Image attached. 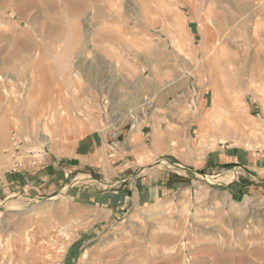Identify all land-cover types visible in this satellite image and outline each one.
Segmentation results:
<instances>
[{"label":"rangeland","instance_id":"obj_1","mask_svg":"<svg viewBox=\"0 0 264 264\" xmlns=\"http://www.w3.org/2000/svg\"><path fill=\"white\" fill-rule=\"evenodd\" d=\"M235 149L264 152V0H0V181L81 165L0 190V264H264ZM116 182L133 205L83 197Z\"/></svg>","mask_w":264,"mask_h":264},{"label":"crops","instance_id":"obj_2","mask_svg":"<svg viewBox=\"0 0 264 264\" xmlns=\"http://www.w3.org/2000/svg\"><path fill=\"white\" fill-rule=\"evenodd\" d=\"M216 164L219 166L235 165L237 179L242 190L250 194L264 196V152L251 154L245 150L235 149L231 156H226L224 153L219 155ZM24 165L6 175L5 184L0 181L1 192L5 193L3 190H7L16 194L49 195L60 189L73 172H78L81 169L80 164H73L68 159L63 161L49 160L38 166L30 163H26L25 167ZM127 183H129L126 184L129 190L133 185L130 179L127 180ZM85 188L87 192L83 193L84 198L110 209L111 212L114 210L121 211L129 204L133 205V193H130L131 197L129 198L127 193L121 192V183H115L112 187L114 191L99 192L97 189L99 193H95L96 188L93 189L91 185ZM157 189V187H141L137 190L136 202L139 204L149 202L153 199V194L156 193ZM134 190L136 191V189ZM90 191H93L94 195H91Z\"/></svg>","mask_w":264,"mask_h":264},{"label":"bare ground","instance_id":"obj_3","mask_svg":"<svg viewBox=\"0 0 264 264\" xmlns=\"http://www.w3.org/2000/svg\"><path fill=\"white\" fill-rule=\"evenodd\" d=\"M13 15V14H12ZM142 113H144V109L142 110ZM141 121V120H140ZM133 122H134V124H135V126L134 127H136L137 125H139V120L137 119V118H133ZM142 122V121H141ZM220 128H221V125H219V124H216L214 127H213V129H215V130H217V131H219L220 130Z\"/></svg>","mask_w":264,"mask_h":264}]
</instances>
